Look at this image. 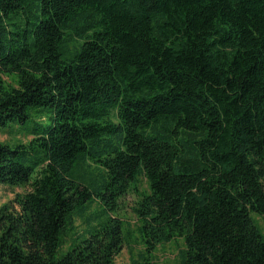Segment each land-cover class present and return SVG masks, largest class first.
I'll return each mask as SVG.
<instances>
[{"label": "trees", "instance_id": "trees-1", "mask_svg": "<svg viewBox=\"0 0 264 264\" xmlns=\"http://www.w3.org/2000/svg\"><path fill=\"white\" fill-rule=\"evenodd\" d=\"M31 109L0 264H113L129 192L130 264H264V0H0V130Z\"/></svg>", "mask_w": 264, "mask_h": 264}, {"label": "rangeland", "instance_id": "rangeland-1", "mask_svg": "<svg viewBox=\"0 0 264 264\" xmlns=\"http://www.w3.org/2000/svg\"><path fill=\"white\" fill-rule=\"evenodd\" d=\"M4 79L12 83V78L4 77ZM44 115L47 116L46 113L38 110H29L28 120L26 124H22L19 122L9 124L7 127L2 128L0 130V141L7 143L11 146H14L20 142H26L29 140L30 135H28V131L31 125L40 120V117ZM141 186H144L141 185ZM25 190L24 187H13L7 186L4 184H0V206L3 203H6L12 200L16 193H23ZM138 200V196L135 192H129L121 201L118 206L115 215L119 217L123 221V230L126 234V238L131 243V247L133 248V254H136L142 247L140 244H134L135 239L138 238V234L135 231V227L137 224V218L132 210L135 206L136 201ZM93 213H97L100 211V205L94 204L91 210ZM250 217L252 218L254 224L257 228L264 234V215L257 214L255 212L250 213ZM78 230H82L84 226L80 221H77ZM132 231L130 235H127L128 232ZM123 244L120 252L114 257L113 264H130L132 260V255L130 253V248ZM184 248L183 241L180 238L174 239L168 243L158 245L154 251V257L158 264H179L180 263V250ZM61 252L57 254L59 257Z\"/></svg>", "mask_w": 264, "mask_h": 264}]
</instances>
